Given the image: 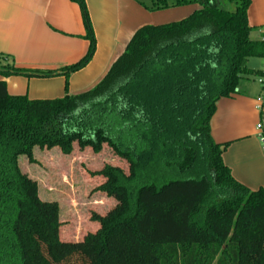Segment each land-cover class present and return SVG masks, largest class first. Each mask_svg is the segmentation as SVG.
<instances>
[{"label":"trees","instance_id":"obj_1","mask_svg":"<svg viewBox=\"0 0 264 264\" xmlns=\"http://www.w3.org/2000/svg\"><path fill=\"white\" fill-rule=\"evenodd\" d=\"M76 2L87 54L57 71L17 68L0 55V75L65 76L85 68L96 39L85 0ZM189 5L182 21L139 30L91 91L54 100L9 94L0 80V264H264V188L235 181L227 145L212 137L217 103L239 94L264 41L251 39L250 0H148L150 11ZM262 113L264 115V106ZM107 148L127 164L101 172L117 202L100 229L63 242L58 206L43 202L19 159L33 150Z\"/></svg>","mask_w":264,"mask_h":264},{"label":"crops","instance_id":"obj_2","mask_svg":"<svg viewBox=\"0 0 264 264\" xmlns=\"http://www.w3.org/2000/svg\"><path fill=\"white\" fill-rule=\"evenodd\" d=\"M96 39V52L82 70L70 75L29 78L3 77L8 92L29 100H54L94 89L124 54L136 33L146 26L182 21L200 9L189 5L150 11L141 0H85ZM250 37L264 38V0H250ZM82 13L72 0H0V55L20 69L57 71L77 64L88 52ZM249 60L251 74L239 94L217 103L212 137L227 145L223 162L235 181L251 191L264 188V145L257 127L264 125V90L259 76L264 59Z\"/></svg>","mask_w":264,"mask_h":264},{"label":"rangeland","instance_id":"obj_3","mask_svg":"<svg viewBox=\"0 0 264 264\" xmlns=\"http://www.w3.org/2000/svg\"><path fill=\"white\" fill-rule=\"evenodd\" d=\"M19 165L23 173L37 182L40 199L58 206L63 242L82 240L100 229L99 219L117 205L103 189L106 178L101 172L108 165L127 170V164L107 148L102 154H95L78 145L68 154L58 148L36 147L33 160L22 156Z\"/></svg>","mask_w":264,"mask_h":264},{"label":"built area","instance_id":"obj_4","mask_svg":"<svg viewBox=\"0 0 264 264\" xmlns=\"http://www.w3.org/2000/svg\"><path fill=\"white\" fill-rule=\"evenodd\" d=\"M262 41H264V38ZM258 82L263 87V90H264V72L259 76ZM257 130L259 132V137L264 145V125L259 124L257 127Z\"/></svg>","mask_w":264,"mask_h":264}]
</instances>
